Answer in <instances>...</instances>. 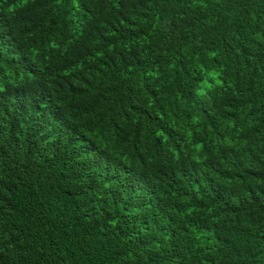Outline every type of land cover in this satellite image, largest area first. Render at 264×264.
Listing matches in <instances>:
<instances>
[{
  "label": "trees",
  "instance_id": "16d2710c",
  "mask_svg": "<svg viewBox=\"0 0 264 264\" xmlns=\"http://www.w3.org/2000/svg\"><path fill=\"white\" fill-rule=\"evenodd\" d=\"M0 264H264V0H0Z\"/></svg>",
  "mask_w": 264,
  "mask_h": 264
}]
</instances>
